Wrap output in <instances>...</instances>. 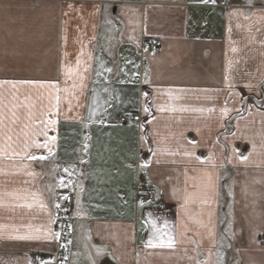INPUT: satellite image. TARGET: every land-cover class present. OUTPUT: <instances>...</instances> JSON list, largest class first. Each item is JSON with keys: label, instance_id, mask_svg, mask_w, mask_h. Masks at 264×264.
I'll return each instance as SVG.
<instances>
[{"label": "crops", "instance_id": "1", "mask_svg": "<svg viewBox=\"0 0 264 264\" xmlns=\"http://www.w3.org/2000/svg\"><path fill=\"white\" fill-rule=\"evenodd\" d=\"M246 3L0 0V81L16 85L0 86V193L45 205L3 197L33 207L0 208V264H53L43 230L8 236L47 226L65 195L68 264H264V0ZM141 181L161 205L139 197ZM150 220L174 248L145 246Z\"/></svg>", "mask_w": 264, "mask_h": 264}, {"label": "snow or ice", "instance_id": "2", "mask_svg": "<svg viewBox=\"0 0 264 264\" xmlns=\"http://www.w3.org/2000/svg\"><path fill=\"white\" fill-rule=\"evenodd\" d=\"M202 2L204 3H207L208 0H202ZM214 2V0H213ZM79 63V61H78ZM107 71H111V69H107ZM11 84L13 87H15V83L12 82V81H0V86H2L3 84ZM20 83H23V84H34L36 82H33V81H21ZM145 83H147V80L145 81ZM45 85L44 84H40V87H44ZM145 95H147V93H145ZM57 99V102L59 101V97H56ZM159 107V110L161 111H164V108L163 107ZM144 111L145 112H148V108L145 107L144 108ZM209 111H212V109H209ZM224 114L227 113L228 109L225 108L222 110ZM3 113H0V116H2ZM12 117L13 119L11 120L12 123H15L16 122V119H18V117H16V113L13 111L12 112ZM3 121L0 120V124H2ZM48 124H55L56 121L55 120H48L47 121ZM44 135H47V133H42ZM52 140H55L56 138L55 137H51ZM8 140H11V136H8ZM34 146L37 147V148H40V147H44V148H47L48 147V144L47 142H45L44 144H39V143H36V142H33ZM9 148H11V145H8ZM25 151L27 150L28 147H30V145H27L25 144ZM6 151L5 148H0V154L4 153ZM11 155H20L19 152H17L15 149H12L11 151ZM28 159L29 160H37V159H40V160H43V159H46V157L44 156H40V157H37L36 155H28ZM197 159H199L197 157ZM244 159H247V157H244ZM65 171L67 172L68 169L66 168ZM29 175H34V173H28ZM205 176L207 177V181H208V187L213 191L215 192V185L213 184L212 182V176L211 174L209 173H205ZM195 187V186H194ZM7 195V196H10V197H13L16 201H27L29 199V197L32 199V201L34 202H39V207L40 208H45V205L42 201L39 200V195L38 193L36 192H27L25 191L24 193H20V192H10V193H0V208H3V207H11V208H16V207H22V208H28V209H31L33 207V204L32 203H23V204H11V205H6L5 202H4V199L3 197ZM205 198L201 201L202 203H208V199H207V193L204 194ZM63 199L67 200L68 197H63ZM193 199V194H188L185 196V203L187 204L190 200ZM141 204H143V201H141ZM56 208H59L60 205L59 204H56L55 205ZM211 215V214H210ZM55 221L54 219H52L51 217L49 218L48 220V225L47 226H44V225H41L40 227H37L35 229H33V226L31 224L27 225V227L30 229V232L28 234H25V235H9L8 236V239H14V240H32V239H40L41 236L39 235V233H41V231L43 230V233H44V238L45 239H54V240H59L60 239V233L59 232H54L52 231L51 229V224H53ZM151 223V227H152V235L148 238V240L146 241V247H149V248H169V249H172L174 248L175 246V238L170 235L169 233L167 232H162L161 231V228L157 226V223L155 220H150L149 221ZM197 223H200V221H196ZM5 226L3 225H0V235H2V230ZM164 228H167L168 227V222L165 221L164 222V225H163ZM32 232H35L36 234L33 235ZM165 237H167V239H165ZM69 243H71V241H69ZM102 249L100 248H97L96 249V252L97 254H101L102 253ZM93 264H95V261H93ZM197 264H200V262L198 261ZM204 264H207V262L205 261Z\"/></svg>", "mask_w": 264, "mask_h": 264}, {"label": "built area", "instance_id": "3", "mask_svg": "<svg viewBox=\"0 0 264 264\" xmlns=\"http://www.w3.org/2000/svg\"><path fill=\"white\" fill-rule=\"evenodd\" d=\"M213 5L222 9L228 10L234 7H247L246 0H214ZM119 27V26H118ZM160 41L156 38H146L143 40V47L154 53L159 48ZM136 113H128L121 115L119 120L126 122L128 120H136ZM139 197L148 204L159 206L163 203V199L158 189L145 181L139 183L138 188ZM68 197L67 200L63 199L62 202L58 203L59 208H54V227L55 231L59 232L60 239L57 240V248L53 253V264H68V245L71 235L72 226L74 224V218L71 215L72 200L71 195H65ZM41 260V259H40ZM36 264H41L37 262Z\"/></svg>", "mask_w": 264, "mask_h": 264}]
</instances>
